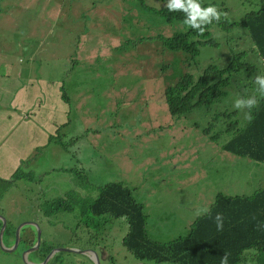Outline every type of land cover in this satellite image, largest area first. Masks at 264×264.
<instances>
[{"label":"rangeland","instance_id":"obj_1","mask_svg":"<svg viewBox=\"0 0 264 264\" xmlns=\"http://www.w3.org/2000/svg\"><path fill=\"white\" fill-rule=\"evenodd\" d=\"M199 1L215 6L231 26L212 25L210 38L217 45L202 47L192 60L160 41L189 27L154 13L170 0L143 5L137 0H0V80L6 65L12 76L23 71L27 79L59 83L55 93L59 99L65 93L69 108L67 124L54 128L59 143L21 159L15 170L20 166L29 177L0 188V218L14 226L33 223L24 230L35 243L40 230V245L27 258L21 234L16 248L5 251L15 241L5 229L0 264H26L35 257L43 263L42 242L75 251L57 253L46 264H105L104 252L110 264H154L135 261L122 246L124 219L93 217L86 227L76 219L82 205L46 217L45 203L65 198L72 188L73 195L93 198L109 183L127 187L143 206L149 239L167 243L186 236L217 194L249 196L264 187L257 162L221 149L234 135L227 126L236 123L241 129L248 122V107L218 101L179 117L168 112L165 89L185 74L198 77L209 65L227 66V54L230 60L238 55L242 64L232 72V86H240L248 98L264 92L255 83L264 78V63L240 24L246 14L264 8V0ZM6 100L0 94V106Z\"/></svg>","mask_w":264,"mask_h":264},{"label":"trees","instance_id":"obj_2","mask_svg":"<svg viewBox=\"0 0 264 264\" xmlns=\"http://www.w3.org/2000/svg\"><path fill=\"white\" fill-rule=\"evenodd\" d=\"M137 1L142 5L145 2V0ZM195 2L200 4L201 8H206L199 0ZM153 11L167 23L175 21L184 23L188 17L183 10L169 11L167 7L160 10L153 9ZM198 23L200 28L204 29L202 34L200 28L189 26L184 32L161 38L163 47L195 60L202 47L217 45V42L210 38L212 25L215 24L222 29L231 26L227 21L214 17H209V22L198 21ZM240 24L246 29L253 50L264 63V8L246 14ZM225 56L229 63L227 66L209 65L198 77L185 74L175 85L165 89V103L171 116L179 117L195 107H210L218 101L233 107L228 101L229 98L230 102L234 100H232L231 91L236 97L241 90L240 86H232L233 80L230 78L232 72L239 70L242 64L238 63V55L231 60L228 59L229 54ZM222 98L224 99L221 100ZM62 99L68 102L64 92ZM230 114L233 113L230 112ZM251 115L253 119L241 129L236 128V123H230L227 126V130H234V135L221 146V149L237 157L264 164V95L258 106L251 110ZM49 139L52 143H59L60 136H50ZM24 177L29 175L27 171L22 172L19 167L10 181L0 179V188ZM76 185L80 187L79 183ZM59 198L45 203L46 217L68 211V207L70 211L75 208V205H82L81 208L76 209L78 211L76 219L86 227L89 225L88 220L90 221L93 217L108 215L113 219H124L128 229L123 237L122 246L138 262L221 264V258L227 253V264H241L246 259L253 260L255 264H264V187L249 196L229 197L217 194L209 211L194 221L187 236L167 243H157L149 239L143 206L137 204L132 199L129 189L119 183L103 186L99 189L98 195L93 198H81L70 191L66 193L65 198ZM56 204L61 206H55ZM217 214L222 216L223 226L220 230L217 229L215 219ZM15 228L16 226L8 222L6 230L8 233L11 231V238L14 237ZM42 244L40 255L43 258L54 246H47L44 242ZM55 258L59 259V256Z\"/></svg>","mask_w":264,"mask_h":264},{"label":"crops","instance_id":"obj_3","mask_svg":"<svg viewBox=\"0 0 264 264\" xmlns=\"http://www.w3.org/2000/svg\"><path fill=\"white\" fill-rule=\"evenodd\" d=\"M2 72L3 79L0 80V83L4 84H0V94L7 100L0 106V179L9 180L21 159H30L31 156L38 153L39 147L48 146L52 143L49 137L53 134L56 135L54 128L59 130L61 126L67 124L69 108L68 104L61 97L60 101L58 94L55 93L59 83L53 85L48 81L27 79L28 76L23 75V71H18L12 76L6 65H4ZM260 95L257 93L252 98L258 100L259 103L263 96L260 97ZM241 98L251 99L248 98V95L244 96L239 92L233 102H230V98L228 101L234 105L235 101ZM34 150L35 153L32 154ZM257 164L259 167L256 169L264 176V164ZM74 191L75 188L70 190L72 194ZM82 192L84 193V190ZM80 197L84 198L83 196ZM70 211L74 212L73 209ZM197 218L193 220L190 226ZM31 241L29 240V242ZM103 258L105 264H110L111 256L109 257L104 252ZM30 262L39 263L40 261L35 257Z\"/></svg>","mask_w":264,"mask_h":264},{"label":"clouds","instance_id":"obj_4","mask_svg":"<svg viewBox=\"0 0 264 264\" xmlns=\"http://www.w3.org/2000/svg\"><path fill=\"white\" fill-rule=\"evenodd\" d=\"M169 11L174 9L183 10L188 14L187 19L184 21V24L187 26H191L192 28H200V24L198 21L209 22V17H214L219 19L220 13L217 11L215 6H208L206 8H201L200 4L196 3L195 0H170V3L166 5ZM204 31L203 28H200V33L202 34ZM255 83L259 84L261 89L264 90V78L256 77ZM264 95V92H262ZM258 106V100L255 98H251L248 100H240L237 99L233 105L234 108H243L248 107L250 110ZM245 119L251 121L253 119L251 115V111L245 113ZM217 221V229H222V216L221 214H217L215 217ZM53 258V257H52ZM228 254L226 253L221 258V264H227ZM41 262V261H40ZM39 262V263H40Z\"/></svg>","mask_w":264,"mask_h":264},{"label":"water","instance_id":"obj_5","mask_svg":"<svg viewBox=\"0 0 264 264\" xmlns=\"http://www.w3.org/2000/svg\"><path fill=\"white\" fill-rule=\"evenodd\" d=\"M0 221L2 222L1 223V229H0V247H2V249H4L3 245H2V237H3V233H4V230H5V225H6V222L4 219L0 218ZM24 226H33V223H25V224H20L19 226L16 227L15 229V233H14V237H15V241H14V245L12 248H6L5 251L6 252H12L17 244H18V241L20 242L19 240V234H20V231L22 228H24ZM37 230V234H36V243L34 246L32 247H29L28 249H26L24 252H23V256L27 258L29 257V254L36 251L40 245V230L38 228H36ZM60 252H70V253H73L75 251H72V250H66V249H52L46 256H45V259H44V262L43 263H32L30 261H26V264H46L47 261L49 259H52V257L57 254V253H60ZM92 259L93 261L97 262L99 261L98 257L95 256V255H92ZM28 260V259H27Z\"/></svg>","mask_w":264,"mask_h":264},{"label":"flooded vegetation","instance_id":"obj_6","mask_svg":"<svg viewBox=\"0 0 264 264\" xmlns=\"http://www.w3.org/2000/svg\"><path fill=\"white\" fill-rule=\"evenodd\" d=\"M0 222H1V221H0ZM1 223H2V222H1ZM7 224H8V221H6L5 229L7 228ZM16 227H17V226H16ZM0 229H1V227H0ZM4 232H5V230H4ZM27 232H29V231H27ZM30 232H33V234H34V230H32V231H30ZM3 234H4V233H3ZM20 234H21V236H22L21 240H25V242L28 243V244H27V245H28L27 248L32 247V246L35 245V244H34V243H35V239L32 240L31 242H29V240H31V239H30L31 236L28 235V234L26 233V230H24V228L21 229ZM33 236H35V235H33ZM23 238H24V239H23ZM11 246H12V244H11ZM11 246H10V247H11ZM52 249H53V248H52ZM52 249H51V250H52ZM51 250H50V251H51ZM50 251H49V252H50ZM49 252H48V253H49ZM48 253H47V254H48ZM47 254H46V255H47ZM53 258H54V256H53Z\"/></svg>","mask_w":264,"mask_h":264}]
</instances>
